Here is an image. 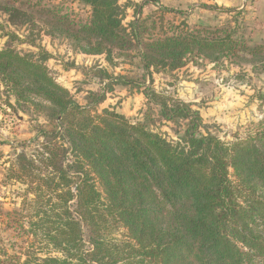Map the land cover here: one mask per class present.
Segmentation results:
<instances>
[{"label": "trees", "instance_id": "16d2710c", "mask_svg": "<svg viewBox=\"0 0 264 264\" xmlns=\"http://www.w3.org/2000/svg\"><path fill=\"white\" fill-rule=\"evenodd\" d=\"M69 1L87 8L85 16L55 0H0V97L32 122L0 178L22 186L11 209L0 202L11 250L0 247V264H264V121L225 141L190 102L157 90L153 77L188 61L263 63L264 45L245 44L231 19L164 23L177 11L161 0ZM146 4L157 6L159 22L142 17ZM130 5L136 16L124 24ZM42 34L107 63L64 65L99 83L84 103L52 74ZM135 57L139 77L115 73L116 60ZM115 85L142 94L141 119L98 111ZM258 98L264 103V93Z\"/></svg>", "mask_w": 264, "mask_h": 264}, {"label": "rangeland", "instance_id": "374dc122", "mask_svg": "<svg viewBox=\"0 0 264 264\" xmlns=\"http://www.w3.org/2000/svg\"><path fill=\"white\" fill-rule=\"evenodd\" d=\"M58 1L66 3L73 7L76 13L85 16L87 8H81L69 0ZM131 1L134 4L141 3V0ZM119 2L125 4L128 0H119ZM161 4L177 11L164 14V23L170 22L172 25H177L186 17L190 26L196 24L220 25L231 19V26L234 25L233 21L236 22L237 33L245 44L249 46L264 45L263 40H258L259 37L253 39L260 29L254 26V23H250L252 20L249 7L251 2L238 9V14L233 11L204 8L202 5L235 8V6H223L204 0H161ZM156 8L157 6L153 4L143 5L142 17L151 16L156 22H159L160 16ZM135 16L133 6L130 5L126 9L123 23L127 24ZM4 20L5 14L0 10V23H4ZM10 29H14V27ZM15 32L21 37L24 33L23 29L15 30ZM3 33L4 30H0V47H3L6 41ZM40 44L53 55V58L47 62L52 74L60 84L70 90L78 102L84 103L87 91L99 89L100 85L96 79L83 78L79 70L65 68L64 65L74 62L78 67H88L100 62L107 66L102 56L72 53L61 38L51 41L50 37L44 34L40 37ZM17 47L35 50L27 43L18 44ZM116 61L115 73L137 77L142 73L138 57L132 60L120 58ZM240 62L241 64H236L228 58H221L218 61L199 60V64L188 61L184 67L172 71L169 75L154 73V85L157 90L164 88L167 92L175 94L177 98L190 102L194 106L192 108H198L203 121L210 125L213 133L225 141H231L237 134H244L260 121H264V103L258 98L259 93H264V62L256 64L242 60ZM198 70H203L204 73L200 74ZM188 85H193L196 91L189 92ZM3 97L4 95L0 97L2 98L0 99V178H2L3 169L8 166V160L12 157L14 150H19L18 143L28 140L32 135V122L29 113L20 109L13 111L4 104ZM10 101L13 102V99L11 98ZM103 108H114L133 121L141 119L143 96L135 88L115 85L113 90L106 94V99L97 107L98 111ZM158 131L165 133L170 139H175V133L167 125H160ZM20 187L22 186L18 183L13 185L0 183V195L2 193L8 195L5 200L0 196V202L4 209L13 207V200L16 199L15 193ZM2 228L3 224L0 220V238L2 239L0 247L9 252L11 251L9 241L6 233L2 232Z\"/></svg>", "mask_w": 264, "mask_h": 264}, {"label": "crops", "instance_id": "0c3cea01", "mask_svg": "<svg viewBox=\"0 0 264 264\" xmlns=\"http://www.w3.org/2000/svg\"><path fill=\"white\" fill-rule=\"evenodd\" d=\"M58 1V0H56ZM207 1L208 3H217L218 5H223V6H235V9H240L242 6H246V3L251 2L250 8H251V13L250 15L252 16V20L250 23H254V26H257L260 29V32L255 36L253 39L264 42V0H204ZM201 73H204L203 70H198ZM201 80L203 78H200ZM188 90L189 92L196 91L194 89L193 85H188ZM192 107H194L192 105ZM198 110V108H196ZM199 111V110H198Z\"/></svg>", "mask_w": 264, "mask_h": 264}]
</instances>
